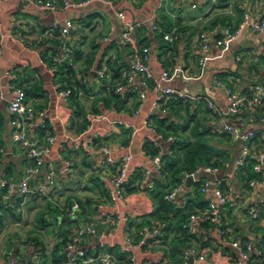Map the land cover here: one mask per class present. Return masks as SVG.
Listing matches in <instances>:
<instances>
[{
  "label": "crops",
  "instance_id": "1",
  "mask_svg": "<svg viewBox=\"0 0 264 264\" xmlns=\"http://www.w3.org/2000/svg\"><path fill=\"white\" fill-rule=\"evenodd\" d=\"M13 1L0 0V85L5 94V98L0 99V264H10L11 259L15 264H56L55 249L62 239L60 232L73 235L89 220L95 219L101 226L112 220L111 215L114 212L131 219L149 213L154 208L153 193L161 178L157 170L160 157L150 158L145 155L142 151V141L148 135L156 137L161 144L160 154L163 155L168 152L169 142L173 138L170 136L165 141L158 139L157 134L144 125V121L149 118L152 120L154 115H173L169 108L167 113H162L153 106V101L161 92L151 90L147 91L146 99L139 112H136L139 100L136 87L142 89L139 78L132 83H121L124 88L121 93H117L118 84H105L104 78L98 77L96 72L101 69H97L96 65L101 58L111 59L117 66L125 63L130 66V47L119 42L122 33L118 18L120 11L126 12L132 19L144 22L137 38L140 44L150 49L149 65L157 81L160 73L166 70L157 60L161 44L164 41L176 44L178 54L175 59L176 66L169 69L172 75L170 84H175L179 75L182 85L177 84L180 86V89H177L188 94L186 98L192 103L191 113L200 109L197 111V119H203V130L212 137V142L225 152L226 159L216 173L200 171L194 179L189 177L186 180L177 196L176 204L183 206L199 194L207 203L205 208H197V212L202 213L209 208L212 201H216V188L222 186L233 200L242 205L238 212L224 213L228 236L221 235L216 226L204 231L200 230V224L192 226L206 241L204 248H201L200 244L195 245L199 251L203 249L202 253H207V258L197 264H241L239 250L232 245L233 239L250 241L264 249V183L250 187L245 168H235L243 142L214 131L225 124L235 126L243 132L254 131L252 151L258 153L264 150V120L261 112L242 111L231 115L226 94L216 84V80L228 82L242 96H249L256 85L264 88V32H256L251 27V24L264 17V0H197L196 8H192L185 0H108L95 1L83 8H57L50 11L40 10L28 1H21L22 4ZM56 1L59 4L62 2ZM246 15L248 25L239 32L236 39L227 47L212 45L205 64L201 66L198 60L199 34L205 30L212 39L222 36L238 28ZM68 19L75 21L78 27L76 30L65 35L54 29L56 24H63ZM151 21L157 24L156 30H153ZM165 34H171L174 40H164ZM104 36L114 40L113 45L111 42L105 45L102 43L100 49H95V44L101 43ZM51 40L62 43L57 46L58 54H54L52 50L47 54L48 48L52 46ZM108 46L110 49L103 56V50ZM64 49H78L84 57L96 50V62L91 69V75L85 77V82L93 86L95 95L84 98L83 101L87 110L98 108L99 112L92 118L105 115L106 119L94 122L92 129L97 130L101 136L108 137L105 145L108 146L113 159L127 154L133 142L138 141V154H132L130 177L135 166L141 173L143 169H149L151 172L147 186L138 185L139 180L136 184L133 183V188L137 187L127 194L123 203L111 206L107 202L112 170H107V177L92 173L91 167L100 164L105 156L98 148H86L88 157L84 158L86 155L77 144L89 134L85 133L86 130L77 132L70 127L71 119L66 112L67 99L59 95L55 86L56 79L45 64L50 61L44 57H53V62L57 61L64 55ZM170 54V51L166 52V57H170ZM79 58L81 59L77 61V67H80L84 60ZM102 65L105 66V62ZM8 71L15 73L17 79L9 77ZM107 75L110 76L111 72H107ZM77 76L81 78L82 74L79 72ZM15 84L22 88L38 84L46 92V97L37 100V103H42L45 108L35 111L29 137L41 145H48V136L54 135V142L49 144L47 160L53 161L58 170L63 169L67 160L72 163L71 172L63 173L59 177L62 190L57 193L51 190V201L37 193L39 187L47 185L45 167L31 180L30 185L34 192L29 196L21 197L16 186L23 177L29 159L26 152L11 137L8 101L10 86ZM115 95L117 97L114 98ZM26 101L34 107L33 101L28 98ZM208 101L213 106H210ZM182 115L186 116V113L183 112ZM47 123L54 130L52 134L41 132ZM126 124L138 128L136 138L130 144L127 143L130 135L125 128ZM205 180H210L211 183L206 191H202L201 186ZM3 183H13L15 188L10 192L8 186H3ZM71 198L83 203L92 199L99 205H96L88 218L79 213L69 221L62 219L66 216L56 221L55 213L52 215L48 205L54 206L55 202L65 205ZM249 207L260 209L257 218L248 215L246 209ZM41 213L45 214L44 218L50 225L40 226L38 218ZM47 215L52 216L47 219ZM129 221L120 224L104 238L88 234L82 241L83 247L94 255L100 251L109 252L113 259L120 261V245L126 228L129 227ZM61 224L69 226L63 228ZM143 258V254H137L138 262ZM259 264H264V257Z\"/></svg>",
  "mask_w": 264,
  "mask_h": 264
},
{
  "label": "built area",
  "instance_id": "2",
  "mask_svg": "<svg viewBox=\"0 0 264 264\" xmlns=\"http://www.w3.org/2000/svg\"><path fill=\"white\" fill-rule=\"evenodd\" d=\"M8 2L10 0H2ZM19 1H28L33 4L40 10H55L57 8H83L90 5L92 2L101 1L107 2L108 0H62L59 4L56 0H19ZM187 1L192 8L197 7V0H185ZM118 18L121 23L122 33L119 38V42L130 47V52L128 54V60L130 62V69L126 75V81L132 83L136 78H139L141 88L136 87L138 91V108L136 112L138 113L140 107L142 106L144 100L147 97V91H158L161 92L160 96L153 101V106L160 110L162 113H167V108L164 107V104L168 99L173 96H179L186 98L188 94H185L174 88L170 81L172 75L168 70H163L159 75V81H157L153 86H150V80L155 78V75L150 68L149 62L151 59V53L148 46H143L139 43L137 35L139 30L143 27L144 22L140 20L132 19L124 11L118 12ZM153 30L158 28L157 24L154 21H151ZM248 25L247 15L245 19L240 23L239 27L233 31L226 32L220 37L214 39L211 38L210 34L203 30L199 34V48H198V60L199 64L202 66L205 64L207 59V54L212 45L222 48L227 47L228 44L236 39L239 32ZM251 27L256 32H264V17L259 21L251 24ZM77 24L74 20L68 19L63 24H56L54 29H58L62 34H68L69 32L76 30ZM1 34V26H0ZM163 38L169 42L174 40L171 34H165ZM108 36H104L101 40L103 44L113 42ZM0 49V56H1ZM70 60L69 50L64 49V55L57 60V62ZM54 78L56 79V88L59 92V95L67 99L70 91L68 89H62V85L57 82L58 78V67L56 64L45 63ZM97 75L99 78L105 76V70H98ZM8 76L12 79H17L15 73L8 71ZM216 84L221 87L227 98L229 113L231 115H237L242 111L256 112L262 111L263 115L261 116L264 120V88L260 85L254 86L252 92L249 96H242L227 82L216 80ZM124 84H118L116 86V92L121 93ZM5 94L0 85V99H4ZM26 92L19 85L10 86V98L8 101V112L10 114V125H11V137L13 141L18 144L27 154L29 163L26 166L25 172L22 179L16 185L19 189L20 196L25 198L32 194L34 191L31 188L30 182L36 174L42 168H46V177L47 185L39 187L37 193L46 197L47 201H51V195L53 193L60 192L62 190V185L59 182V177L63 173H69L72 170V163L66 161V165L63 169L58 170L53 161L47 160V155L50 150L49 144H52L55 140L54 135L48 136V145H41L39 142L31 140L29 137L30 126L34 122L35 109L26 101ZM210 106L213 104L208 101ZM106 119L105 115H100L98 117H93L91 119V125L85 131L88 133V137H84L86 148L92 150L94 149L93 140L100 136L99 132L92 129L94 122L104 121ZM144 125L150 130L155 132L156 126L151 118L144 121ZM125 128L128 129L130 138L134 140L138 133V128H134L129 124L125 125ZM219 134H229L235 140H241L243 142L241 148V155L235 162V168L237 170L241 169L246 163L252 159L253 166L252 169L255 174L258 175L257 179L250 181V187H254L257 183H264V150L258 153H254L251 148V141L255 136L254 131L243 132L239 128L225 124L221 128L214 130ZM158 139L162 140V135H157ZM104 154V159L98 165H93L91 167L92 173L103 177H107V170H112L110 176V188L108 191L107 202L111 206L120 204L126 201L127 193L126 186L130 183V169L131 163L133 161V155L127 153L124 156L113 159L110 155V150L107 145L99 147ZM115 168L112 166L115 165ZM161 163L157 162V170L160 171ZM200 171L208 173H216L218 167H211L208 165H202L195 171L191 173H186L184 180L173 187L166 195L165 199L171 203L176 204L177 196L181 192L184 183L189 177L193 179L197 176ZM149 169H143L142 178L139 182L140 186L146 187L148 177L150 175ZM210 180H205L201 186L202 191L210 186ZM3 186H8L9 191L11 192L15 186L13 183H3ZM51 192V193H50ZM216 201H212L209 205V208L203 211L202 213H192L188 219L189 226L192 227L194 224H200L206 221L215 222V225L218 229V232L223 236H228L226 228H224L223 219L224 213L231 210L233 212H238L242 209V205L239 202L233 200L229 193L224 192L220 187L216 188ZM63 216H68L73 218L81 213L80 205L74 201L72 204L64 206ZM248 215L251 218H257L260 213L258 207H249L246 209ZM112 220L107 221L105 225H99L95 219L87 221L80 229L73 234L70 241L65 247L64 254L65 258L60 264H138L137 254L144 253V244L148 236L154 234L157 235L161 233L162 226L157 225L153 227L143 226L139 231L138 235L141 236L140 240H136L134 232L129 227L126 228L123 242L120 245V251L122 254L127 256L129 263L118 261L112 258V255L109 252L100 251L96 255L90 253L86 248L83 247L82 241L85 236L94 235L104 238L110 232L116 230V228L122 224L127 223L128 218L121 215L118 212L112 213ZM126 225V224H125ZM102 245V244H101ZM233 247L239 250V263L241 264H258L260 260L264 257V249L255 245L253 242H241L239 239L232 240ZM207 258V253H200L196 246L187 247L184 251L181 264H188L191 259H193V264H197L201 261H204ZM10 264H15L11 259Z\"/></svg>",
  "mask_w": 264,
  "mask_h": 264
},
{
  "label": "trees",
  "instance_id": "3",
  "mask_svg": "<svg viewBox=\"0 0 264 264\" xmlns=\"http://www.w3.org/2000/svg\"><path fill=\"white\" fill-rule=\"evenodd\" d=\"M51 41L52 46L48 48L47 54L51 50L54 54H58L59 51L57 46L62 43L53 40ZM140 42L142 43V41ZM112 43L114 42H111L110 44ZM95 45V49L96 47L100 49L102 42ZM110 47L103 48V56L106 55V52H108ZM160 50V54L157 56L158 64L169 71V69L176 66L175 59L178 54L177 46L176 44L172 45L164 41L163 44H161ZM168 51L171 52L170 57H166V52ZM69 53L72 61L66 60L53 62V57H44V59L50 61V64H56L59 70L57 82L62 85V89H68L70 91L67 97L66 106V112L71 119L70 127L74 128L77 132H83L91 125L92 116L99 112L96 107L87 110L83 101L84 98L95 95L93 86L85 82V77L91 75V69L96 62V50L93 53H88L85 57L83 55L81 56V52L78 49L69 51ZM79 57H82L84 60L80 67H77V61L81 59ZM103 62H105V66L102 65ZM96 66L97 69H106L105 76L103 77L105 84L116 85L126 83V75L130 69L128 64L125 63L121 66H117V64H114L111 59L101 58ZM79 72L82 74L81 78H78L77 76V73ZM107 72H111V75H107ZM156 82V78L151 79L150 86H153ZM23 89L26 92L28 100L33 101L35 111L45 108L42 103H37L38 98L46 97V92L43 88H40L38 84H36ZM111 89L112 95H114L113 87H111ZM115 97L117 96L115 95L114 98ZM137 105L138 103L136 106ZM164 107L170 109V112H172L173 115L172 117L175 119L171 116L161 114L154 115L152 121L156 126L155 133L157 135H162V141L167 140L170 136L173 138V140L169 142L170 146L168 152L163 155L160 154L161 144L156 140V137L152 135L146 136L142 141V151L145 155L150 158L160 157L161 167L159 172L161 178L157 183L155 192L153 193L155 205L151 212L128 219L130 220L128 226L133 230L136 240L141 239V236L138 235V231L143 226L153 227L161 225L162 230L161 233L157 235L152 234L146 238L143 253L144 258L139 261L138 264H181L184 251L187 247L197 246V244H200L201 248L205 247L206 241H204V238L201 237L199 233L195 232L193 228L189 226L188 219L192 213H198L197 208H205L207 203L201 199L199 194H197L195 198L188 200L185 205L178 206L177 204L167 201L165 195L173 187L184 180L186 173H191L202 165L219 167L226 159L225 152L217 147L212 142V137L203 130V119H197V111L200 109L197 108L198 110L191 113L192 103L190 100L179 96H173L168 99L164 104ZM206 111L209 112L208 109ZM183 112L186 113V116L182 115ZM260 112L262 116L263 112L261 110ZM41 132L43 134H47V132L52 134L54 130L52 127H49V124L47 123L46 126L41 129ZM224 135L230 136L229 134ZM107 140L108 137L100 135L93 140L94 147L99 148L105 145ZM131 142L132 139L130 138L127 143L130 144ZM77 145L81 152L86 155L84 158H87L88 151L85 147V139L80 140ZM115 166L116 164L112 167L115 168ZM252 166L253 160L250 159L246 165L242 167V169L245 168L248 183H250L251 180L258 178V175L254 173ZM134 168V172L129 179L130 183L126 186L127 194L130 193L131 190L136 189L137 186L133 188V183L138 180V182H140L142 178V173L139 168L137 166ZM220 188L223 190L222 186ZM74 201L80 205L81 213L86 218H88L90 213L93 212L96 205H99L98 202H93L92 199H87V201L83 203V201H77L71 198L67 200L65 205H59L56 202L54 206L49 204L48 209L51 213H55V219L58 221L64 214L62 208L72 204ZM44 215V213H41L38 218L41 227L50 225V222L44 218ZM215 226V222L206 221L200 223V230L204 231V229L206 230ZM224 228H226L225 225ZM59 236L62 239L56 244V264H60L64 260L65 247L73 235L60 232ZM202 251L200 250V253H202ZM119 260L129 263L127 256L122 253L119 255Z\"/></svg>",
  "mask_w": 264,
  "mask_h": 264
},
{
  "label": "water",
  "instance_id": "4",
  "mask_svg": "<svg viewBox=\"0 0 264 264\" xmlns=\"http://www.w3.org/2000/svg\"><path fill=\"white\" fill-rule=\"evenodd\" d=\"M13 2L16 3V4H22V2L19 1V0H14ZM175 84H173L172 86L174 88L180 89V86L177 85V84L182 85V82L179 80V75H177V78L175 80ZM183 90H185L187 92V90L185 88H183ZM137 148H138V141H134L133 144H132V146L130 147V150L128 151V153L137 155L138 154L137 153ZM62 219L69 221L70 220V217L66 216V217H63ZM188 264H193V259H191Z\"/></svg>",
  "mask_w": 264,
  "mask_h": 264
},
{
  "label": "rangeland",
  "instance_id": "5",
  "mask_svg": "<svg viewBox=\"0 0 264 264\" xmlns=\"http://www.w3.org/2000/svg\"><path fill=\"white\" fill-rule=\"evenodd\" d=\"M52 215H53V213H52ZM51 215V216H52ZM51 216L50 215H47V219H50L51 218ZM62 226H63V228H67L69 225L68 224H61ZM74 228V227H73Z\"/></svg>",
  "mask_w": 264,
  "mask_h": 264
}]
</instances>
